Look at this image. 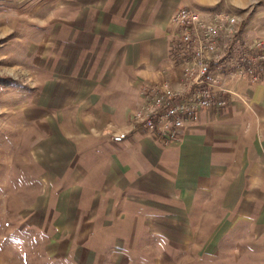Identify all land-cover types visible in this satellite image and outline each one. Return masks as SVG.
I'll return each mask as SVG.
<instances>
[{
  "label": "crops",
  "instance_id": "1",
  "mask_svg": "<svg viewBox=\"0 0 264 264\" xmlns=\"http://www.w3.org/2000/svg\"><path fill=\"white\" fill-rule=\"evenodd\" d=\"M57 1L25 22L33 27L26 76L39 79L9 116L24 126V145L30 140L20 145L28 157L12 158L0 180V264H129L151 236L169 252L140 264H215L221 251L232 264L262 256L264 74L258 85L235 84L239 97L201 112L174 143L132 122L144 85L178 87L177 10L235 13L250 1ZM256 34L264 39V27ZM117 133L128 138L110 141ZM33 177L39 182L28 184Z\"/></svg>",
  "mask_w": 264,
  "mask_h": 264
},
{
  "label": "built area",
  "instance_id": "2",
  "mask_svg": "<svg viewBox=\"0 0 264 264\" xmlns=\"http://www.w3.org/2000/svg\"><path fill=\"white\" fill-rule=\"evenodd\" d=\"M171 58L181 70L178 87L168 81L144 85L141 105L134 112L135 129L176 142L205 110L225 109L239 82L258 85L264 74V39L245 34L238 15L230 10L200 12L181 7L172 18ZM127 133L110 135L122 143Z\"/></svg>",
  "mask_w": 264,
  "mask_h": 264
},
{
  "label": "rangeland",
  "instance_id": "3",
  "mask_svg": "<svg viewBox=\"0 0 264 264\" xmlns=\"http://www.w3.org/2000/svg\"><path fill=\"white\" fill-rule=\"evenodd\" d=\"M58 3L60 4L57 0H50L49 2H46V0H0V78L6 81L0 83V165H2L0 180L4 178L7 172V166L12 158L15 157L19 162L24 156L28 157L27 152H20L21 143L22 148H25L30 140L27 138L24 145V126L18 122H9V116L13 118L14 114L12 113L14 109L17 108V105H21L24 100L22 96H19L23 95V87L30 82L33 84L38 83L37 80L39 79L36 76L32 77L31 74V76H28V74L26 76L27 72L25 69L29 68L25 64L26 53L28 52V43L31 41L28 39L29 35L27 30L30 31L33 27L28 26L25 22L34 23V20L40 21L41 18L48 16L46 15L47 12L56 10ZM244 3H247L244 9H238L239 11L234 10L241 20V28L245 34L259 37L256 33L264 27V0H244ZM194 9L196 10L197 8ZM32 15L37 17L32 18ZM9 20L11 21L10 23ZM34 27L36 29L38 28L37 25H34ZM17 37L20 40L16 39ZM35 72L36 69L33 70V73ZM9 125L10 128H8ZM17 169L25 170L21 165H18ZM25 175L26 172H19V174L10 179L9 186H16L20 177ZM38 182V177H33L29 178L28 184L31 185ZM1 184L3 185V182ZM129 231L131 232L130 228ZM16 235H19V233ZM145 240L147 241L144 243L145 246L139 247V250L134 251L133 255H131L129 264L153 263L158 254L161 256L168 254L170 243L159 242L156 236L147 237ZM226 243L220 249L227 248L228 244ZM157 247L158 249L156 250ZM245 247L248 248L247 246ZM257 251H259L258 248ZM216 255L218 257H214L215 264L220 261L221 264L233 263V260L228 258L227 252L225 251L216 253ZM188 258L186 257L184 262ZM208 260L209 258L206 260V263ZM68 264L76 263L71 261ZM124 264L126 263L124 262ZM241 264H264V254L262 256H250V258H246L244 263L241 262Z\"/></svg>",
  "mask_w": 264,
  "mask_h": 264
},
{
  "label": "trees",
  "instance_id": "4",
  "mask_svg": "<svg viewBox=\"0 0 264 264\" xmlns=\"http://www.w3.org/2000/svg\"><path fill=\"white\" fill-rule=\"evenodd\" d=\"M0 77H1V76H0ZM10 81H11V80H10ZM10 81H7V82H10ZM1 82H6V81H3V79L0 78V83H1ZM2 84H3V83H2ZM4 84H6V83H4Z\"/></svg>",
  "mask_w": 264,
  "mask_h": 264
}]
</instances>
